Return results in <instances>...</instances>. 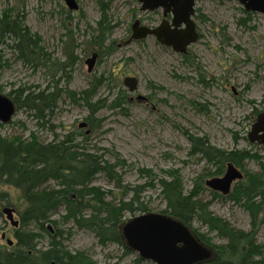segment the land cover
I'll return each mask as SVG.
<instances>
[{
  "label": "rangeland",
  "instance_id": "374dc122",
  "mask_svg": "<svg viewBox=\"0 0 264 264\" xmlns=\"http://www.w3.org/2000/svg\"><path fill=\"white\" fill-rule=\"evenodd\" d=\"M74 1L77 11L70 10L65 0H0V16L3 10L16 8L26 17L32 32L41 35L49 58L47 64L40 59L35 61L37 66L26 64L17 59L11 47L5 48V58L9 62L0 78L4 96L17 88L50 92L57 88L65 90L68 84L70 90L82 92L95 78L123 73L120 82L115 80L110 87L103 86L97 99H108L110 103L121 93L127 95L128 113L119 108H104L95 115L102 122L92 132L88 124L79 128L83 122L87 123L85 118L90 115L89 109L61 97L52 125L60 136L74 132L76 141L81 144L86 133L89 135L85 144L87 150H99L106 161L115 163V155H119L127 165L120 170L125 185L137 187L150 182L139 173V168L153 170L155 187L138 197L148 207V214H162L166 209L157 179H168L167 172L177 170L189 192L194 187V180L211 169L202 157L189 156L192 146L185 131L207 137L210 145L224 151L252 150L264 157L263 146H251L248 141L249 132L256 123L254 109L262 110L264 105V14H256L249 20L237 0H198L196 10L200 11L195 15V22L200 39L189 47L188 54L200 65L202 74L199 75L191 65H186L181 54L163 46L154 37L128 43L136 20L148 27H157L163 21L162 10L142 12L136 0H104L111 3L109 15L116 28L100 53L91 43L101 16L99 0ZM201 15L207 20L198 18ZM108 47H111L110 51ZM94 54H98L96 66L89 73L86 62ZM126 77L138 79L139 87L135 93L123 84ZM153 86L162 88L155 90ZM10 122L7 125L0 123L2 137L28 139L36 133L44 142L54 139L49 127L40 128L25 109L19 110ZM245 165L250 172L260 170L254 162ZM212 169L214 171L215 167ZM93 183L107 192L121 194L101 175ZM130 197L131 194L126 199L130 200ZM200 197L210 202L209 209L216 216L229 220L238 230L251 231L250 214L240 205L213 200L210 190H205ZM62 214L63 211L55 214L53 219L60 220ZM142 215L139 212L128 214L127 220L120 225V233L127 223ZM14 218L20 221L17 212ZM0 225L1 245H9L10 240L14 246L18 227L12 226L5 214ZM47 225L52 228V233L56 232V226ZM59 228L65 233L64 248L73 255H83L89 264L90 259L94 264H153L142 261L135 252L129 254L123 246L99 245L94 234L79 230L72 223L60 224ZM29 229L34 230L35 225ZM196 229L208 236L215 246L227 243L199 223L194 224L193 230ZM257 229L256 240L262 246L264 224ZM49 242L47 235L42 234L38 247L45 250Z\"/></svg>",
  "mask_w": 264,
  "mask_h": 264
},
{
  "label": "trees",
  "instance_id": "16d2710c",
  "mask_svg": "<svg viewBox=\"0 0 264 264\" xmlns=\"http://www.w3.org/2000/svg\"><path fill=\"white\" fill-rule=\"evenodd\" d=\"M98 5L101 16L93 30L95 33L92 35L91 43L101 53L100 50L115 32L116 24L109 15L111 3L99 0ZM241 10L246 19L250 20L256 15L244 8ZM17 11L14 7L7 8L0 16V78L9 62L5 58V48L11 47L17 59L26 64L37 66L35 62L37 59L45 64L49 60L41 35L33 33L26 24V17ZM199 11L200 9H197L196 13ZM198 18L207 20L203 15ZM110 49L111 47H108L109 51ZM181 55L187 66L191 65L199 75L202 74L195 58H191L190 54ZM117 74L95 78L90 87L82 92L70 90L68 84L65 90L57 88L50 92L45 90L31 92L30 89L17 88L16 91L7 94L15 104L16 113L21 109L30 112L40 128L49 127L54 139L51 142H44L36 133H32L28 139L22 137L8 139L0 135V221L4 216L5 206L15 208L20 219V225L15 232L17 243L12 247L0 243V264H89L85 262L83 255H73L64 248L65 233L59 226L66 223H72L79 230L90 231L97 237L101 246L114 243L125 247L129 254L134 252L126 246L124 236L122 232L120 233V225L127 220L128 214L135 215L136 212L148 214V207L140 202L138 197L147 189L155 187V180L152 178L156 177L155 173L153 170L139 168V173L150 182L137 187L125 185L120 170L127 165L119 155H115L117 160L115 163L106 161L105 155L100 154L99 150L92 152L85 147L89 135L85 133L83 146L76 141L77 136L74 132L60 136L52 125V118L61 97L89 109L90 115L85 119L92 132L102 122L98 121L95 115L104 108H119L125 114L128 113L129 99L121 92L110 103L108 99H97L98 92L103 86L110 87L115 80L120 82L124 74ZM153 87L155 90L162 88ZM2 89L0 80V94L4 92ZM191 103L196 105L194 101ZM262 107V110L255 107L253 115L263 114L264 105ZM9 123L11 122L8 121ZM184 134L192 146L189 156L202 157L211 169L194 180V187L189 192L185 190L177 170L167 172L168 179H157L163 200L166 202V209L162 214L177 219L192 230L194 224L199 223L202 228H208V232L216 233L227 242L223 246H215L208 236L197 229L193 230L201 243L210 244L218 250L216 251L218 258L201 264H264V245H259L256 240L257 228L264 224V219L261 218L264 216V157L252 150L224 151L210 145L207 137L201 138L186 131ZM249 144L258 146L250 141ZM247 162L259 165L258 173L250 172L245 165ZM228 164L239 168L245 177L224 196L209 189L207 180L223 176ZM99 175L112 183L121 194L110 190L107 192L94 186L93 182ZM205 190L211 191L213 200L222 199L245 209L250 214L251 231L238 230L229 220L216 216L209 209L210 202L200 197ZM130 194V200H127ZM62 211L61 219L54 220L53 216ZM48 223L56 226L55 233H52ZM34 225V230L29 229ZM42 234H46L50 240L45 250L38 247ZM91 261L90 259V264H94Z\"/></svg>",
  "mask_w": 264,
  "mask_h": 264
},
{
  "label": "water",
  "instance_id": "95a60500",
  "mask_svg": "<svg viewBox=\"0 0 264 264\" xmlns=\"http://www.w3.org/2000/svg\"><path fill=\"white\" fill-rule=\"evenodd\" d=\"M65 1L68 2L70 10H78L74 0ZM237 1L249 13L264 14V0ZM138 2L142 12L162 10L163 21L159 26L151 28L143 25L141 20H136L132 26L133 35L129 44L154 37L163 46L171 47L176 53L187 54L188 48L200 39L195 22L197 0H138ZM97 58L98 54H94L86 62L89 65V73H92L96 66ZM138 83L136 77H126L123 84L131 93H135L139 87ZM15 114L14 102L8 96L0 94V123L8 124ZM86 126L87 123L83 122L79 128ZM87 133L90 134L91 131ZM249 133L250 143H258L264 148V113L257 116L256 123ZM242 179L240 170L228 164L225 176L208 181L207 186L227 195L231 185ZM3 213L12 226L19 227L20 221L14 218L15 208L5 207ZM122 235L131 251L138 252L143 259L150 260L154 264H198L208 261L210 257V253L204 249L186 225L164 213L143 214L142 217L132 219L124 226ZM180 243L185 244V247L181 248ZM8 244L10 247L13 246L10 240Z\"/></svg>",
  "mask_w": 264,
  "mask_h": 264
},
{
  "label": "flooded vegetation",
  "instance_id": "af4514ba",
  "mask_svg": "<svg viewBox=\"0 0 264 264\" xmlns=\"http://www.w3.org/2000/svg\"><path fill=\"white\" fill-rule=\"evenodd\" d=\"M239 169V168H238ZM240 170V169H239ZM226 171H227V169H226ZM240 172L242 173V171L240 170ZM226 174V173H225ZM225 174H224V176H225ZM223 176V177H224ZM242 176H243V178L245 177L244 175H243V173H242ZM216 178V177H215ZM215 178H212V179H208L207 180V182L208 181H211V180H213V179H215ZM217 178H221V177H217ZM239 180H237L236 182H234L232 185H231V190H230V192L232 191V189L234 188V185L235 184H237V182H238ZM209 188V187H208ZM209 189H211V188H209ZM214 191V190H213ZM217 192H219L220 194H222V195H224L221 191H218L217 190ZM229 192V193H230ZM228 193V194H229ZM224 196H226V195H224ZM188 227V226H187ZM189 228V230H190V232H192L193 234H194V236H195V238L199 241V243H201V241L199 240V238H198V235L190 228V227H188ZM123 236V235H122ZM124 241H125V243H126V240H125V238H124ZM202 245H203V247H204V249L207 251V252H209L210 253V257H209V259H208V261L211 259V260H214V259H216V258H218V254L216 253V249H215V247L214 246H212V245H206V244H204V243H201ZM181 248H184L185 247V244H183V243H180V245H179ZM213 250H212V249ZM135 252V251H134ZM135 253H137L138 254V256H139V258L142 260V261H150V260H146V259H143L141 256H140V254L138 253V252H135ZM216 253V254H215ZM208 261H205V262H208ZM150 262H152V261H150ZM205 262H201V263H205ZM153 263V262H152ZM201 263H198V264H201ZM154 264V263H153ZM156 264V263H155Z\"/></svg>",
  "mask_w": 264,
  "mask_h": 264
}]
</instances>
